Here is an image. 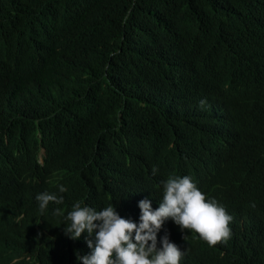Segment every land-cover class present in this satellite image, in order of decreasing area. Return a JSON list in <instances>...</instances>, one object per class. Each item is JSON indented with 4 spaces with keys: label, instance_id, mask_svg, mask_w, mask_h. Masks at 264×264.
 <instances>
[{
    "label": "trees",
    "instance_id": "trees-1",
    "mask_svg": "<svg viewBox=\"0 0 264 264\" xmlns=\"http://www.w3.org/2000/svg\"><path fill=\"white\" fill-rule=\"evenodd\" d=\"M216 117L233 134L215 136ZM222 147L246 160L236 183L200 174L229 241L169 219L157 237L180 264H264V0H0V264H82L85 234L68 238L53 208L135 220V198ZM44 191L63 202L40 214Z\"/></svg>",
    "mask_w": 264,
    "mask_h": 264
},
{
    "label": "clouds",
    "instance_id": "clouds-1",
    "mask_svg": "<svg viewBox=\"0 0 264 264\" xmlns=\"http://www.w3.org/2000/svg\"><path fill=\"white\" fill-rule=\"evenodd\" d=\"M214 98L235 113L245 110L244 103L235 105L227 97ZM217 118L213 119L217 128L211 132L222 133L215 135L221 139L227 137L224 134H233L230 130L233 124L221 117L220 120ZM252 121L253 108L248 114V122ZM226 122H229L230 128L225 125ZM220 127L224 130L219 131ZM245 162L238 151L222 147L219 152L214 151L205 158L196 172L183 170L178 175L169 174L160 182L162 192L158 196L135 198L137 201L131 209L135 220L121 216L112 204L97 210L88 205L82 206L79 200L71 205L66 214L61 207L53 208L52 212L62 216L63 231L68 238L76 240L82 233L85 234L90 251L77 256L82 264H180L183 250L169 239L167 232L160 235L159 239L157 237L163 224L170 219L182 233L185 229L192 230L209 246L217 242L227 244L232 217L215 199H205L206 186L202 183L200 170L204 168L203 171H212L213 182L223 175L236 183L235 176ZM56 187L60 193L66 191L63 184H57ZM35 199L40 214L47 212L50 202L56 205L63 202V196L48 191L38 193Z\"/></svg>",
    "mask_w": 264,
    "mask_h": 264
},
{
    "label": "bare ground",
    "instance_id": "bare-ground-1",
    "mask_svg": "<svg viewBox=\"0 0 264 264\" xmlns=\"http://www.w3.org/2000/svg\"><path fill=\"white\" fill-rule=\"evenodd\" d=\"M222 111H225V108L224 107H222ZM226 125H227L228 128H230L229 123L226 122Z\"/></svg>",
    "mask_w": 264,
    "mask_h": 264
}]
</instances>
